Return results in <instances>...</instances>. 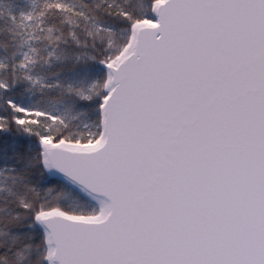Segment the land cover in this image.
Wrapping results in <instances>:
<instances>
[{
    "label": "snow or ice",
    "instance_id": "1",
    "mask_svg": "<svg viewBox=\"0 0 264 264\" xmlns=\"http://www.w3.org/2000/svg\"><path fill=\"white\" fill-rule=\"evenodd\" d=\"M0 264H264V0H0Z\"/></svg>",
    "mask_w": 264,
    "mask_h": 264
}]
</instances>
